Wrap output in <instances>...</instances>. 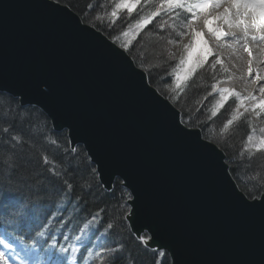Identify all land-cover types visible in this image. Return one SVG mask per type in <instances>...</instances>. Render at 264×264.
I'll use <instances>...</instances> for the list:
<instances>
[{"label": "water", "instance_id": "obj_1", "mask_svg": "<svg viewBox=\"0 0 264 264\" xmlns=\"http://www.w3.org/2000/svg\"><path fill=\"white\" fill-rule=\"evenodd\" d=\"M51 3L0 0V92L44 104L70 147L92 157L105 190L121 181L134 197L131 232L151 237L145 247L170 264H264V202L238 187L224 152L180 123L126 51ZM35 74L47 81L27 87Z\"/></svg>", "mask_w": 264, "mask_h": 264}, {"label": "snow or ice", "instance_id": "obj_2", "mask_svg": "<svg viewBox=\"0 0 264 264\" xmlns=\"http://www.w3.org/2000/svg\"><path fill=\"white\" fill-rule=\"evenodd\" d=\"M222 2L223 0H115V7L110 13V18H116L122 9H126L131 14L136 10L137 5L149 4L152 6L151 10L135 23V28L140 29L151 23L154 18L169 13H174L179 20L180 13L176 11L178 9L191 13V18L195 19L201 14H206L210 6H219ZM228 3L229 7L225 8L223 13L211 19L205 15L204 25L217 39L224 37L225 33L213 26L214 20L223 19L225 23H229L231 7L238 10L244 9L245 14L250 12L253 27L264 25V0H228ZM58 5L59 0H53L50 4V6ZM92 10L94 5L91 3H87L80 10L86 21ZM240 23L244 22L241 20ZM89 26L100 31V28L91 21ZM129 27L132 26L129 25ZM183 27H188L187 18ZM105 31L109 32L113 45H117L122 51L131 50L127 41L118 43V36L111 35L112 29H105ZM184 34V31L179 32L180 36ZM121 35L128 37L129 32L123 31ZM252 39L264 41V32H258ZM244 49L251 57L252 53L247 44L244 45ZM210 55L211 52L203 39V34L192 29V38L188 44L183 45V54L174 73L175 86L180 88L189 74L202 65ZM215 63H220V60L217 58ZM47 78V76L35 74L29 79L27 87H33L40 81L46 82ZM256 79H260L259 75ZM212 87L216 88L215 85ZM261 91L264 92V87H261ZM220 92L219 100L215 102L212 109L213 116L226 101L225 93L237 97L240 95L227 88L220 89ZM44 98L53 106L60 103L57 96L45 95ZM250 98L254 101L252 107L257 114L264 113V99L257 100L255 96ZM25 103L23 99L16 101L18 114L22 116L20 122L9 121L7 126H0V149L4 150L0 152V202L5 201L6 197L11 202L10 221L18 220L17 226L21 228L25 226L31 228L35 225V229L17 236H13L8 231H0V264H88L89 261H93L94 264H138V257L129 247L128 240L133 239L138 245L148 246L151 237L139 233H129L128 237H125L121 230L123 221L133 214L134 210L128 204V201L134 202L133 195L125 193L122 196V199H125V207L128 209L123 216L106 217L104 215L106 208L99 207L103 197L96 191L102 183V176L98 169L92 167L90 162L86 163L85 159H76L79 156L77 147L63 149L64 158L61 164L65 166L53 163L45 152L36 149V144H40L42 148L53 145L57 149L61 148V144L55 135L57 132L55 125L48 124V108L44 104H41L38 109L25 108ZM19 109L24 111L20 113ZM41 117H45L43 122ZM235 119L236 117L233 116L232 119L227 120L223 129L231 125ZM180 123L183 124L184 121ZM25 125L28 126L27 130ZM176 129L183 132L182 128ZM25 136L28 137L27 140ZM68 143L73 144L74 141L69 140ZM248 145L258 152H264V136L257 140L249 135ZM26 149L32 150L35 154V165L30 170V174H25L27 170L22 162L32 160V157L26 154ZM71 154L76 155L71 156ZM86 159L91 161L92 157L89 156ZM260 187L264 188V184ZM247 195L252 196V192L249 191ZM252 198L264 202V192ZM69 205H71V212L68 210ZM252 207H254L252 204L244 205L245 209ZM93 208L96 210L93 211ZM73 221L79 222L74 225V228H79V234L72 238V242H69V236L61 230L68 228ZM55 233H61L63 241L58 240ZM45 236L50 239L44 240ZM92 237H95V240ZM153 251H158L159 255L165 254L158 249Z\"/></svg>", "mask_w": 264, "mask_h": 264}, {"label": "trees", "instance_id": "obj_3", "mask_svg": "<svg viewBox=\"0 0 264 264\" xmlns=\"http://www.w3.org/2000/svg\"><path fill=\"white\" fill-rule=\"evenodd\" d=\"M59 3L67 5L74 12H76L84 23L89 24V21L96 24L100 31L110 38V34L105 29H112L111 35L118 36V43H123L124 36L121 35L129 24L133 21H137L141 17L145 16L148 11L151 10V5L141 4L136 10L125 16H118L116 19L108 17L111 13L110 6L115 3V0H59ZM87 3L94 5V10L88 14V20L84 19V15L81 13V9L85 7ZM182 18V16L180 15ZM114 19V20H113ZM159 18L154 19L146 27V31L141 30V33L137 37L139 42L133 40V43H129L130 51L128 54L132 57L135 64L143 69L147 76L149 83L158 90L163 96L167 97L177 107L186 114L188 121L186 125L190 127L202 128L205 124V115L212 101L215 99L210 96V90L215 84L217 79L221 78V71L217 65H214L213 72H208L205 67L199 69L195 75L187 79L180 88L177 89L180 94L174 93V97H169L166 88L175 87V67L179 66L178 60L173 59L172 55L168 52L167 43L165 40V31L157 30L155 28L156 22ZM113 20V21H112ZM135 24V23H134ZM174 24L172 26H176ZM171 40V37L168 38ZM173 40V39H172ZM177 41V40H175ZM139 45V46H138ZM174 65V66H173ZM218 78L214 81V77ZM16 99L7 94L0 93V126H7L9 121L22 120V116L18 114ZM233 99H227L225 106L216 114V116L210 122H214L218 127L220 121L225 117L227 113L228 120L235 116L236 106L234 105ZM25 108H33L32 106H26ZM36 108V107H34ZM229 110V111H228ZM24 109H19L22 113ZM201 117V118H200ZM45 117H41V122ZM48 120V119H47ZM190 122V123H189ZM48 124L50 126L49 120ZM25 125V130H27ZM248 121L245 116L238 117L231 125L228 126V133L224 137V141L220 145V148L226 155V160L229 164V170L236 181L238 187L247 195L249 191L252 192V196H258L260 192H264V188L260 185L264 184V153H258L253 156L249 154L241 153L242 146L248 134ZM60 141L61 148L57 149L53 145H46L41 147L40 144H36L35 148L45 152L53 163L65 166L61 164V160L64 158L63 149L69 148L68 139L65 132H56L55 134ZM27 140L28 137L25 136ZM31 143V141H29ZM79 156L77 160L85 159L86 163H89L86 158V154L81 147H77ZM4 151L0 149V152ZM26 154L32 157L31 162L28 160L22 161L25 164V174H30V170L35 165V154L32 150H25ZM76 154H71L75 156ZM42 163V162H41ZM92 167H94L91 164ZM51 167V165H48ZM239 177V179H237ZM96 191L103 197L100 201L99 207L106 208L104 215L107 216H123L128 209L125 207V199H122L123 194L128 193L125 189L120 186L119 182H116L111 191H105L101 185ZM12 204L8 198L5 201L0 202V227L4 231H8L13 236L20 234H27L35 229V225L31 228L25 226L23 228L18 227L19 221H10L9 213L11 211ZM69 212H71V205L68 206ZM96 209L93 208V211ZM83 215V214H81ZM78 221H73L72 225L68 228L62 229V233H66L69 236V242H72V238L79 234V228L74 225L78 224ZM121 230L125 237H128L130 232L129 226L126 220L123 221ZM57 239L63 241V235L61 233H55ZM44 240H49L50 237L45 236ZM129 247L133 250L134 254L138 257V264H170L167 255H159L158 252L147 249L144 246L138 245L133 239L128 240ZM91 246V245H89ZM47 250V245H45ZM93 262V261H92ZM94 264V262H93Z\"/></svg>", "mask_w": 264, "mask_h": 264}, {"label": "bare ground", "instance_id": "obj_4", "mask_svg": "<svg viewBox=\"0 0 264 264\" xmlns=\"http://www.w3.org/2000/svg\"><path fill=\"white\" fill-rule=\"evenodd\" d=\"M229 7L228 2H222L219 6H210L206 10V14H201L195 19H192L189 23L190 37H192V29L199 31L203 34V39L206 41L208 48L211 52L210 56H214L216 51V47H219L218 50H229L231 47L226 44V41L229 39L224 36L220 39L208 30V28L204 25L205 15L208 18H213L219 13H223L224 9ZM191 15V13H190ZM248 16L250 22L241 24L240 21L243 17ZM243 21V20H242ZM230 26L232 29H236L241 31V38L247 40V36H245L244 30L245 27H249L252 31L264 32V25H259L257 27L252 26V16L251 13L248 12L245 14L244 9H236L235 7L230 8V22L225 23L223 19L214 20L213 26L220 28V26ZM260 29V30H259ZM232 39V38H231ZM233 45L232 48L235 50H239V53L236 54H227L225 57L229 61V67L232 72L236 75H244L243 78L237 77L232 83H229L226 88H230L233 91H237L241 93L244 100L249 101V105H253L254 101L250 98V96H255L257 100L264 99V92L261 91V87H264V41L253 40V47L248 48L252 55L249 56V53L245 51L244 45L242 42L237 40H232ZM250 69V71H249ZM257 75H259L260 79H256ZM234 86V87H233ZM224 89V88H220ZM259 120V121H258ZM258 120L254 124V131L250 134L254 139H259L261 136H264V113L258 117Z\"/></svg>", "mask_w": 264, "mask_h": 264}, {"label": "rangeland", "instance_id": "obj_5", "mask_svg": "<svg viewBox=\"0 0 264 264\" xmlns=\"http://www.w3.org/2000/svg\"><path fill=\"white\" fill-rule=\"evenodd\" d=\"M115 7V3L114 4H112L111 6H110V10L112 11L113 10V8ZM178 10H182V11H184L183 9H178ZM128 12H127V10L126 9H122V10H120L119 12H118V15H117V17L118 16H125L126 17V14H127ZM185 13H186V17L185 18H187V21H188V27L187 28H184L183 27V21L181 20V19H177L174 15H171L172 13H169L168 15H164V16H159L158 18V20H157V24H156V26H155V28L159 31V30H164L166 33H165V40H164V42L165 43H167V46H168V52L172 55V57H173V59H175V60H178V61H180V58H181V56H182V54H183V45H186V44H188L189 42H190V40H191V38L192 37H190V30H189V23H190V21H191V15H190V13L189 12H186L185 11ZM108 17H110V15L108 16ZM116 17V18H117ZM116 18H114V19H116ZM157 18V17H156ZM156 18H154V19H156ZM113 19V20H114ZM154 19H153V21H154ZM112 20V21H113ZM152 21V22H153ZM134 23H136V21H133V22H131V24H129V25H131L132 27H129V25H128V27L125 29V30H123V31H128L129 32V36L128 37H124L123 38V43L125 42V41H127L128 43H130V42H132L133 43V40L134 41H137V43L139 42L138 40V36H139V34L141 33V30H144V31H146L145 29H146V27H147V25H149V24H147V25H144L143 27H141L140 29H136L135 28V24ZM173 23L174 24H178V25H176L175 27L174 26H172L173 25ZM161 25H163V27H161ZM180 31H184V35L183 36H180L179 35V32ZM169 37H171V40H168V38ZM173 39V40H172ZM175 40H177V41H175ZM139 46V45H138ZM211 57V59L212 60H210V59H207L202 65H200V66H198V67H196L195 69H194V71L192 72V73H190L189 74V76H188V78L187 79H190V78H192L194 75H195V73L196 72H198L199 71V69H201V68H203V67H205L206 66V68L205 69H207V71L208 72H213V67H214V65H217L218 63H215V61H216V59H217V57H214L213 55L212 56H210ZM219 59V58H218ZM179 63H177V65H178ZM174 66V65H173ZM178 68V66L177 67H175V69H173V70H176ZM224 72H226V74H227V71H225L224 70ZM218 78V76L217 77H214L213 79H214V81L216 80ZM175 79V78H174ZM186 79V80H187ZM186 80H184L183 82H182V84H181V86L185 83V81ZM175 88H177L176 86L175 87H168V88H166V90H167V92H168V96L169 97H174L173 95H174V93H178V94H180V92L177 90V89H175ZM219 90H220V88H219ZM218 94H216L215 96H214V100L212 101V104L209 106V108H208V110L206 111V113H205V115H203V119H205V124H203L204 126L202 127V128H200V130L202 131V134H203V136L206 138V139H208V140H210V141H212V142H214L217 146H219L220 147V145L222 144V142L224 141V137H226V135H227V133H228V127L226 128V129H223V125L227 122V120H228V117H227V115L230 113H227L226 115H225V117L220 121L221 123H220V125L217 127L216 126V124L212 121V122H210L211 120H213V118L216 116H213L212 115V109H213V107H214V105H215V102L217 101V100H219V97H220V95H221V93H219L217 90H215ZM234 92H237V91H234ZM225 95L226 96H229L227 93H225ZM243 97V96H242ZM240 101H241V95H239V97H235V100H234V105H235V103L237 104V103H240ZM225 106V102H224V104L219 108V109H217L216 110V112L218 113L223 107ZM179 108V110L181 111V119L183 120V121H188V117L186 116V114L180 109V107H178ZM229 111V110H228ZM238 114H243L246 118H247V121H248V126H249V128H248V134H247V137H246V139H245V141H244V144H243V146H242V150H241V153L243 152V154H249V155H251V156H253V155H255V154H258V153H264V152H258L257 150H255V149H252L251 147H250V145H248V136L254 131V129H255V127H254V124H255V122L258 120V118H257V113L255 114L253 111L252 112H250V111H248L247 109H245L243 106L242 107H240V109L239 110H237V112H236V114L235 115H238ZM261 115V114H260ZM259 115V116H260ZM236 117V119L238 118L237 116H235ZM201 118V117H200ZM259 121V120H258ZM233 122H235V120H233ZM222 129H223V131H222Z\"/></svg>", "mask_w": 264, "mask_h": 264}]
</instances>
